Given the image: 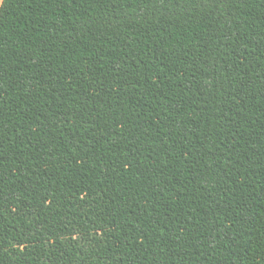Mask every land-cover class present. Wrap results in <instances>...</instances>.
<instances>
[{"label":"trees","instance_id":"16d2710c","mask_svg":"<svg viewBox=\"0 0 264 264\" xmlns=\"http://www.w3.org/2000/svg\"><path fill=\"white\" fill-rule=\"evenodd\" d=\"M0 264H264V0H1Z\"/></svg>","mask_w":264,"mask_h":264},{"label":"rangeland","instance_id":"374dc122","mask_svg":"<svg viewBox=\"0 0 264 264\" xmlns=\"http://www.w3.org/2000/svg\"><path fill=\"white\" fill-rule=\"evenodd\" d=\"M0 2H1V0H0Z\"/></svg>","mask_w":264,"mask_h":264}]
</instances>
